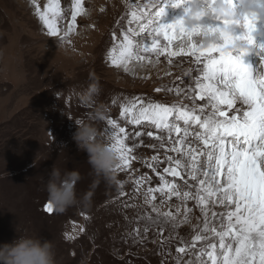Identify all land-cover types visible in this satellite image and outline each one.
<instances>
[{
	"label": "snow or ice",
	"instance_id": "snow-or-ice-1",
	"mask_svg": "<svg viewBox=\"0 0 264 264\" xmlns=\"http://www.w3.org/2000/svg\"><path fill=\"white\" fill-rule=\"evenodd\" d=\"M226 2L234 4V0ZM168 3L187 7L182 18L166 24L162 20ZM192 4L193 0H167L163 5L160 0H133L127 24L121 25L119 36L112 34L115 43L110 62L115 67L127 70L133 60L150 63L161 57L169 65L175 57L188 58L195 65L168 85L155 88L157 93L170 92L183 99L146 102L136 96L124 103L120 115L128 124H147L153 130L130 134L115 119L107 121L105 135L120 155L116 171L129 172L133 183L129 195L123 191V182H118L119 196L128 198L122 207L138 209L129 221L135 227L128 236L142 243L155 229L161 255L172 256L171 249H165L175 242V264H264V42L257 39L260 22L246 14L234 21H209L199 14L197 22L189 24L185 18ZM71 7L69 32L84 11L82 0H72ZM37 13L49 35L58 36L56 18L63 14L60 0H49ZM237 27L243 29L240 34ZM205 29L218 35L219 42H198L196 36ZM177 39L190 42L174 49ZM251 51L259 57L255 69L243 61ZM189 75L185 82L183 77ZM145 136L154 141L146 147L155 155L143 162L158 178L155 186L146 173L134 177L131 169L137 159L134 148L143 144ZM130 138L131 146L126 143ZM141 197L142 205L128 202ZM173 200L178 201L175 210ZM45 210L54 212L50 203ZM193 218L197 223L192 225L191 239H185L178 229L191 224ZM162 264L169 262L165 259Z\"/></svg>",
	"mask_w": 264,
	"mask_h": 264
},
{
	"label": "rangeland",
	"instance_id": "rangeland-1",
	"mask_svg": "<svg viewBox=\"0 0 264 264\" xmlns=\"http://www.w3.org/2000/svg\"><path fill=\"white\" fill-rule=\"evenodd\" d=\"M6 1L11 4L0 3V244L12 242L18 234L51 240L56 264H162L165 259L175 264V242L165 249H171L172 256L161 255L160 239L153 234L155 229L149 231L142 243H134L128 236L135 227V224L129 226V221L138 209L122 207V201L128 198L119 196L118 182H123V191L131 195L133 183L129 172L116 171L117 182L114 183L92 175L87 153H80L72 139L77 128L73 119L95 123L104 138H107L105 130L109 119H115L130 134L137 130H153L146 124L143 127L128 124L120 115L124 103L136 96L146 102L152 99L171 103L183 99V95L170 92L157 94L155 88L165 85L166 77L173 80L185 70H194L195 65L188 58L175 57L171 65L164 57L159 61L153 58L149 64L159 62L160 70L171 72L172 76L157 72L154 79L152 74H147L141 76V82L129 81L107 68L111 65L108 63L109 50L98 63L96 54L85 52L84 48L93 45L89 32L99 26L97 19L81 21L96 9L90 0H84V11L77 17L71 32L72 3L67 1V6L61 7L67 14L62 18L65 26L60 29L61 35L68 33V36L55 40L45 35L46 26L36 7L24 6L22 0ZM39 9L44 10V7ZM237 10L240 9L237 7ZM258 27L264 31V21ZM120 29L113 32L119 35ZM113 32L106 41L109 46L114 41ZM261 37L259 40L264 41V33ZM79 61L85 66L79 67ZM256 61L259 63L258 58ZM136 63L133 64L137 67L135 70L144 71ZM183 79L188 82L190 75ZM97 80L99 94L93 102L84 103L81 94ZM98 105H103L102 119L95 117ZM142 140L143 144L134 148L137 159L132 162L131 169L135 170L134 177L146 173L155 186L158 178L143 162L155 155L146 147L154 141L146 136ZM126 143L131 146L133 140L130 138ZM36 158L37 166H33ZM54 163L61 170H79L81 180L76 185L77 193L82 196L91 192L90 204H77L63 214L46 212L47 193L43 190L41 176H46ZM128 202L143 204L142 197ZM177 203L172 201L173 210ZM199 215L196 211L195 216ZM195 223L193 218L191 224L182 225L179 234L190 240ZM168 234L166 228L164 236ZM188 259L191 257H185Z\"/></svg>",
	"mask_w": 264,
	"mask_h": 264
},
{
	"label": "clouds",
	"instance_id": "clouds-1",
	"mask_svg": "<svg viewBox=\"0 0 264 264\" xmlns=\"http://www.w3.org/2000/svg\"><path fill=\"white\" fill-rule=\"evenodd\" d=\"M237 7L242 14L258 22L264 21V0H236L234 4L226 0H215V2L213 0H193L192 10L185 19L187 23L192 24L197 22L196 17L199 14H203L209 21H234L240 18ZM196 39L202 44L219 42V36L207 32L206 29L200 32ZM238 46L245 51L248 50L245 44ZM99 92L100 86L97 80L88 85L80 98L84 103H91ZM55 95L57 99H60L57 92ZM95 117L103 118V105L96 107ZM73 120L77 128L72 139L80 153H87V163L91 166V174L103 177L110 183L117 182L116 169L120 164L118 151L111 146L108 138L102 136L95 123L79 118ZM36 162L37 158L33 166H37ZM80 180L79 170H61L55 163L46 176H41L43 190L47 193V201L55 212L63 214L68 208L77 204L85 206L90 204L91 192L84 193L82 196L77 193L76 185ZM0 264H56L55 246L48 239L18 234L12 242L0 244Z\"/></svg>",
	"mask_w": 264,
	"mask_h": 264
},
{
	"label": "bare ground",
	"instance_id": "bare-ground-1",
	"mask_svg": "<svg viewBox=\"0 0 264 264\" xmlns=\"http://www.w3.org/2000/svg\"><path fill=\"white\" fill-rule=\"evenodd\" d=\"M67 1H68V3H72V0H60L61 7H66ZM90 1H91L90 4L92 5V7L96 8V9L91 14V16H89V17L86 16L81 21L82 22H91V21H94L95 19H97L99 22V26L96 30H91L89 32L90 33L89 38L91 39V41H93L92 47L84 48V49L86 50L85 51L86 54H92V53L96 54V58H95L96 63H98L99 59L101 57L105 56V54H107L108 50H109V53H108L109 62L108 63L111 64V62H110L111 50H112V47H113L115 42L113 41V43H111L109 46L106 44V41L111 36V33L113 31L117 30L118 28H121V25L127 24V22H126L127 14L130 11L129 6L132 4L131 1L133 2V0H90ZM234 2H236V0H234ZM0 3L7 5L9 2L6 0H0ZM48 3H49V0H30L27 3L23 2V0H22V4L24 6L29 5V7H32V8H34V7L46 8ZM164 3H167V0H163L161 2V5H163ZM9 4H11V3H9ZM82 4H84V0H82ZM13 6H15L14 3H13ZM101 6H106L105 10L100 9ZM171 7H172V4L168 3V6L166 7V15L163 17V20H162L163 23L167 24L168 19H169L168 17L170 16V13L172 12ZM186 7H187V5L182 4V6L180 5L178 7V8H183L182 11L173 9L174 14L180 13L178 16V19L185 15V8ZM237 13H238V15H241L242 11L237 10ZM181 14H182V16H181ZM66 15H67L66 13H63L60 17L56 18L57 27L59 29V35L58 36H51V35H49L48 31H46L45 35H47L48 37H52L53 38L52 40L57 39V37H59V36L61 38L65 37V34L61 35L62 33H61L60 29H63L65 26V22H63L62 18L65 17ZM34 28H35V26H34ZM120 30L122 32L123 29H120ZM242 31H243V29L241 27L236 28L237 34H240ZM259 33H260L259 38H262L261 33H264V31L259 30ZM259 38H257V39L259 40ZM112 40H113V37H112ZM259 41H261V40H259ZM261 42H264V41H261ZM175 44L177 45L176 47H174ZM186 44H187L186 40L182 41V40L177 39L176 41L173 42V48L176 49V48H179L180 46L186 45ZM257 58L259 59V57L255 54V51H251V52L244 55L243 61L245 64L251 65L255 69V67L258 64V62L256 61ZM135 62H138L136 64L140 65L144 71L141 70V71L137 72L135 70L137 67L135 65H133ZM83 66H85V63L79 61V67H83ZM107 68L114 75L123 76L127 80L133 81L135 83L141 82L143 80V78H141V76H145L147 74H152L153 79H154V77H156L154 75L155 73L159 72L160 75H162L164 73V71L160 70L161 65L159 62H155V64L151 65L148 63V61L133 60L131 62V64L129 65L127 70H125L124 67L118 68V67L113 66L112 64L109 65ZM171 80H172L171 77H166L165 85H168Z\"/></svg>",
	"mask_w": 264,
	"mask_h": 264
}]
</instances>
